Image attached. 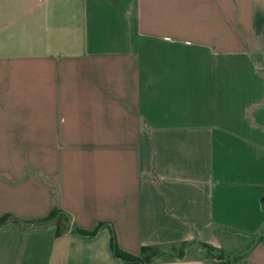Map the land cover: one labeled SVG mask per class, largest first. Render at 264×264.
<instances>
[{
	"label": "crops",
	"instance_id": "1",
	"mask_svg": "<svg viewBox=\"0 0 264 264\" xmlns=\"http://www.w3.org/2000/svg\"><path fill=\"white\" fill-rule=\"evenodd\" d=\"M56 202L71 227L13 219L0 264H125L111 227L191 242L149 264H264L226 244L264 230V0H0V218Z\"/></svg>",
	"mask_w": 264,
	"mask_h": 264
},
{
	"label": "trees",
	"instance_id": "2",
	"mask_svg": "<svg viewBox=\"0 0 264 264\" xmlns=\"http://www.w3.org/2000/svg\"><path fill=\"white\" fill-rule=\"evenodd\" d=\"M13 219H17L16 221L22 225H30V224H42L47 222H53L57 226L56 234L60 236L63 232L67 231L71 227L72 217L71 215L65 211L59 204L56 202L52 211L46 217L32 219V220H20L15 218L12 214H6L0 218V226L12 221ZM106 222H99L97 226L92 229H82L78 226L74 225L73 230L74 232L82 235V236H95L99 230L105 226ZM235 232V231H233ZM264 240V230L252 235L251 239V246L248 248L249 252L254 246ZM199 245L207 250V254L209 257L213 259H218L219 262L224 264H231L232 262L240 259L242 255H230L225 253L222 249H218L210 244L202 243L198 241ZM191 244V242H182L179 247L173 245L170 248H165L159 245H146L143 246L141 249L140 255H133L122 250L119 247L117 242L116 234L113 228L111 227V241L110 247L114 254V256L120 258L124 261L125 264H133V263H140V264H149L151 263L156 257H159L163 254H168L170 257H183L185 255L186 248Z\"/></svg>",
	"mask_w": 264,
	"mask_h": 264
},
{
	"label": "rangeland",
	"instance_id": "3",
	"mask_svg": "<svg viewBox=\"0 0 264 264\" xmlns=\"http://www.w3.org/2000/svg\"><path fill=\"white\" fill-rule=\"evenodd\" d=\"M229 241H226V244L228 246L232 247V249H235L234 252L241 253L246 251L252 244L251 239L249 240L246 234L237 233L238 235H233V233H229ZM228 235V234H227Z\"/></svg>",
	"mask_w": 264,
	"mask_h": 264
}]
</instances>
